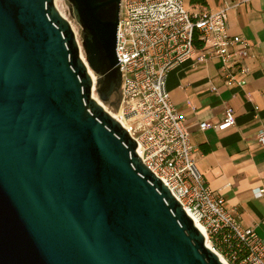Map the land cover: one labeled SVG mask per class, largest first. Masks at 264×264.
I'll return each mask as SVG.
<instances>
[{
  "label": "water",
  "instance_id": "1",
  "mask_svg": "<svg viewBox=\"0 0 264 264\" xmlns=\"http://www.w3.org/2000/svg\"><path fill=\"white\" fill-rule=\"evenodd\" d=\"M0 0V264H223L122 124L121 0ZM95 75V81L92 74Z\"/></svg>",
  "mask_w": 264,
  "mask_h": 264
},
{
  "label": "built area",
  "instance_id": "2",
  "mask_svg": "<svg viewBox=\"0 0 264 264\" xmlns=\"http://www.w3.org/2000/svg\"><path fill=\"white\" fill-rule=\"evenodd\" d=\"M227 12L224 7H187L183 0H121L116 53L122 82L115 115L138 143L143 163L169 188L220 261L264 264V240L253 227H242L208 186L193 158L191 134L166 90L169 71L214 57L222 61L225 86L246 84L251 45L229 33ZM235 124L227 105L220 121L202 122L200 130L222 131ZM256 139L264 146V126ZM253 193L264 197V188Z\"/></svg>",
  "mask_w": 264,
  "mask_h": 264
},
{
  "label": "crops",
  "instance_id": "3",
  "mask_svg": "<svg viewBox=\"0 0 264 264\" xmlns=\"http://www.w3.org/2000/svg\"><path fill=\"white\" fill-rule=\"evenodd\" d=\"M183 1L187 7L227 8L229 33L251 45L244 86H225L222 61L214 57L202 64L189 60L169 71L166 90L191 134L193 158L208 186L242 227H253L264 240V197L253 193L264 188V146L256 139L264 126V0ZM227 105L234 110L235 126L200 130L202 122L220 121Z\"/></svg>",
  "mask_w": 264,
  "mask_h": 264
},
{
  "label": "rangeland",
  "instance_id": "4",
  "mask_svg": "<svg viewBox=\"0 0 264 264\" xmlns=\"http://www.w3.org/2000/svg\"><path fill=\"white\" fill-rule=\"evenodd\" d=\"M58 6H59V9L61 10V11H63L64 12V14H65V18H67L68 19V21L70 22V24L72 23L73 24V30L75 31V34L77 35V38L80 40V37H79V32H80V28H79V26H78V24L75 22V20L70 16V14H69V10H68V6H67V4H66V2H65V0H61L59 3H58ZM57 7V6H56ZM58 9V8H57ZM58 9V10H59ZM59 10V11H60ZM72 26V25H71ZM95 94H96V96L98 97V95H97V93L95 92ZM117 99L118 98H115V96L111 99V101H117ZM102 102V101H101ZM103 104H105L106 106H107V108L111 111V112H113V113H115V109H116V106H112L110 103H106V102H102Z\"/></svg>",
  "mask_w": 264,
  "mask_h": 264
},
{
  "label": "bare ground",
  "instance_id": "5",
  "mask_svg": "<svg viewBox=\"0 0 264 264\" xmlns=\"http://www.w3.org/2000/svg\"><path fill=\"white\" fill-rule=\"evenodd\" d=\"M60 1H61V0H55V5L57 6L58 9H59L58 3H59ZM59 10H60V9H59ZM60 13H61L64 17H66L63 11L60 10ZM71 25H72V28H73V24H72V23H71ZM75 31H76V30H75ZM91 74H92L93 80L95 81V75H94L93 73H91ZM93 97L97 99V101L103 106V108H104L107 112H109L113 117L116 118L115 113L111 112V111L107 108V106H106L105 104H103V103L101 102L100 99H98V97H97L96 94H95V90H93Z\"/></svg>",
  "mask_w": 264,
  "mask_h": 264
},
{
  "label": "trees",
  "instance_id": "6",
  "mask_svg": "<svg viewBox=\"0 0 264 264\" xmlns=\"http://www.w3.org/2000/svg\"><path fill=\"white\" fill-rule=\"evenodd\" d=\"M115 98H117V95L115 96Z\"/></svg>",
  "mask_w": 264,
  "mask_h": 264
}]
</instances>
